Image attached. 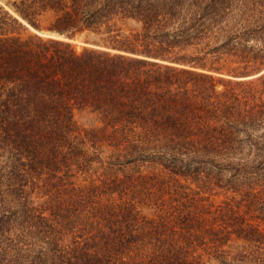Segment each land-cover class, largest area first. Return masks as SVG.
I'll return each instance as SVG.
<instances>
[{
  "label": "trees",
  "instance_id": "16d2710c",
  "mask_svg": "<svg viewBox=\"0 0 264 264\" xmlns=\"http://www.w3.org/2000/svg\"><path fill=\"white\" fill-rule=\"evenodd\" d=\"M5 1L0 264H264V0Z\"/></svg>",
  "mask_w": 264,
  "mask_h": 264
},
{
  "label": "rangeland",
  "instance_id": "374dc122",
  "mask_svg": "<svg viewBox=\"0 0 264 264\" xmlns=\"http://www.w3.org/2000/svg\"><path fill=\"white\" fill-rule=\"evenodd\" d=\"M0 5L5 6V7H6L8 10H10L13 14L17 15V13H16V12L10 7V5H9L8 3H6L5 0H0ZM17 16H18V15H17ZM18 17H19V16H18ZM31 30L34 31V32L40 33V34H42V35L50 36V35H47V34H46V33H50V32H38V31H36V30H35L34 28H32V27H31ZM74 42L77 43L78 45H85L84 42H86V41L84 40L83 37H81V38H77V39H75ZM89 46H90V45H89ZM77 118H78L79 123H80L81 125H85V126L88 125V126H89V125H92V124L94 123V121H92V119H91L89 116H85V115H83V114H79ZM29 198H30V200H33V201H35V202H37L38 200H40L41 202L43 201V199H42L41 197H38L37 194H32V195H30L29 197H26L27 200H28ZM224 198H225L224 195L212 196V200H216V201H221V200H223ZM261 229L264 231V223L262 224ZM240 244H241V245H244L245 248H246V246L249 245V243H245V242H240ZM263 247H264V245H263ZM251 248H252V247H250V249H251ZM254 248H255V249H258L257 246H255ZM250 249H249V250H250ZM262 249H263V248H262ZM262 249H261V251H263ZM212 264H215V262H213Z\"/></svg>",
  "mask_w": 264,
  "mask_h": 264
},
{
  "label": "water",
  "instance_id": "95a60500",
  "mask_svg": "<svg viewBox=\"0 0 264 264\" xmlns=\"http://www.w3.org/2000/svg\"><path fill=\"white\" fill-rule=\"evenodd\" d=\"M47 35H50V36H55V37H60V38H66V39H69L68 37H65L63 35H57V34H54V33H46ZM72 40V39H71ZM74 41V40H72ZM85 45H91V46H96L92 43H88V42H84Z\"/></svg>",
  "mask_w": 264,
  "mask_h": 264
}]
</instances>
